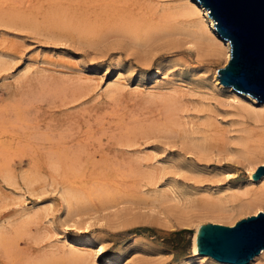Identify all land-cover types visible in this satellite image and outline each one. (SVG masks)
Instances as JSON below:
<instances>
[{
  "label": "rangeland",
  "instance_id": "obj_1",
  "mask_svg": "<svg viewBox=\"0 0 264 264\" xmlns=\"http://www.w3.org/2000/svg\"><path fill=\"white\" fill-rule=\"evenodd\" d=\"M171 1L145 0L158 6ZM64 11L54 0H0V138L8 135L3 143L11 137L18 142L7 165L12 179L4 178L6 171L0 168V228L7 236L0 242V264H42L46 258L57 259V264H107L102 257L65 261L70 249L65 237L80 241L85 232L105 246V255L114 262L188 264L197 222L232 225L253 211L220 217L184 199L241 184L248 172L241 166L243 173L226 181L221 178L229 169L226 160L188 152L181 137L151 126L162 106L148 97L152 91L178 94L181 105L193 96L192 107L210 104L200 117L211 113L228 127L239 120L251 125L229 104L227 92L212 85L213 70L225 62H212L205 69L196 53L185 46L172 50L161 41L158 52L172 51L156 54L151 65L143 64L129 39L110 32L91 44L84 34L73 31L72 16ZM114 83L123 88L108 92ZM129 138L133 145L127 144ZM129 162L135 165L138 195L153 198L174 190L183 202L125 200L98 212L87 224L86 211L80 212L77 225L66 219L70 217L63 198L66 177L81 169L84 176H91L94 168L104 177L109 170L127 169ZM27 215H35L34 222H28ZM66 220L68 229L63 226ZM138 226L150 229L134 231Z\"/></svg>",
  "mask_w": 264,
  "mask_h": 264
},
{
  "label": "bare ground",
  "instance_id": "obj_2",
  "mask_svg": "<svg viewBox=\"0 0 264 264\" xmlns=\"http://www.w3.org/2000/svg\"><path fill=\"white\" fill-rule=\"evenodd\" d=\"M54 2L58 4L61 10L70 12L73 31L80 35L84 34L91 44L98 41L103 34L119 33L123 38L129 39L135 44L137 55L134 54L143 64H150L156 54L162 55L172 51L173 48L179 49L183 46L190 52L196 53L195 57L200 60V64L205 69L212 62L223 60L226 63L228 61V40L219 35L208 12L198 0H172V3L162 6L149 5L145 0L144 2L143 0H54ZM56 28L58 31H62L59 25ZM161 41H164L163 43L166 45L168 44L167 48L172 50L166 48L167 50L158 52L157 50L162 47V45L159 46ZM127 49H130L128 45ZM215 72L216 68L213 70V87L217 91L224 92L225 90L229 104L237 109L242 118H249L251 125H246L245 121L239 120L238 125L236 122L234 127L231 125V127L225 126L220 123V119H217L219 117L211 115V113H205L204 116L202 114L204 118L200 117L199 113H203L205 108L208 109L210 102L207 105V103L199 100L200 103L192 107L190 104L194 102V97L189 96L188 101L186 100V103L180 105L181 97L178 94L160 92V95H155L159 92L153 93L151 90L152 92L149 91L151 95L147 100L153 103L159 102L162 106L158 118L151 126L163 129L169 136L181 137L188 152H196L202 157L212 156L213 158L216 156V159L226 160L224 165L229 169L221 172L223 174L221 178L224 177L226 181L235 180L236 177H239L243 173L240 169L241 166L248 172V178L241 184H229L218 190L216 189V191H208L192 198H185L184 201L187 200L189 204L201 207L206 212H211L213 215L220 217H228L233 215L234 212L244 213L249 210L257 213L259 210L264 209V174L254 178L251 176V172L258 165L264 164V101H257L255 97L234 88L232 85L221 83ZM160 80H157L158 86L165 88ZM121 88H123L122 85L114 83L110 85L108 92L120 91ZM204 93L207 94L205 91ZM182 108L186 113H181ZM192 108L196 111L191 112ZM17 111L18 114H21L19 113L20 109H17ZM4 121L3 123H5ZM20 123L22 124V122ZM6 136L3 135L0 138V168L3 172L6 171L3 174L4 178L9 177L10 180L13 176L11 177L7 173V165L11 158L10 155L16 152L14 149L17 148L18 142H14L17 140L11 137L6 142L7 144L3 143ZM128 137L131 136L128 135ZM128 141L127 144L129 145L135 143L131 142L133 141L131 138ZM53 151L56 152L57 150ZM51 153L53 154V152ZM57 158L58 156H56ZM50 161L53 165L56 164L55 157ZM129 163L130 167L127 169L118 172L109 170L104 177L99 175L96 168L89 174L91 176L87 174L89 179L83 175V169L78 170L73 176L66 177L63 198L66 203V214L70 216L66 219L73 220V225H77L83 215L80 212L86 211V216L83 219L87 224L97 217L98 212L114 208L125 200H140L144 203H153L157 200L162 202L166 199L182 201L184 197L182 198L181 195L176 194L174 190H172L174 194L161 192L153 198L138 195L133 177L136 173L135 165L132 166L131 162ZM59 165L61 166V164ZM53 168L55 169V166ZM97 173L98 176H96ZM129 176L131 180L128 182L125 178H129ZM90 179H93V181H90ZM34 217L35 215H27L26 220L34 222ZM67 220L63 225L65 229L69 226ZM185 221L189 222L188 220ZM22 225L24 226V222ZM198 225L197 222L192 238L193 258L189 260L188 264H237L218 260L205 253H197L195 233ZM17 237L18 233L14 238ZM6 238L5 231L0 228V242H5ZM64 240L67 241L70 248L63 256L67 262L81 263L83 260H87L88 257H102L107 264H128L126 259H118V262H114V258L105 255V246L94 241L87 232L84 233L80 241L68 240L66 237ZM40 262L42 264H57V259L46 258ZM254 263L264 264V248L247 263L242 264Z\"/></svg>",
  "mask_w": 264,
  "mask_h": 264
},
{
  "label": "water",
  "instance_id": "obj_3",
  "mask_svg": "<svg viewBox=\"0 0 264 264\" xmlns=\"http://www.w3.org/2000/svg\"><path fill=\"white\" fill-rule=\"evenodd\" d=\"M208 12L219 35L228 40L229 55L215 75L264 101V0H198ZM264 164L251 172L258 178ZM197 253L237 264L247 263L264 248V209L241 217L232 225L200 223L195 233Z\"/></svg>",
  "mask_w": 264,
  "mask_h": 264
},
{
  "label": "trees",
  "instance_id": "obj_4",
  "mask_svg": "<svg viewBox=\"0 0 264 264\" xmlns=\"http://www.w3.org/2000/svg\"><path fill=\"white\" fill-rule=\"evenodd\" d=\"M149 229H150V227L138 226V227L134 228L133 230L139 232V231H142V230H149Z\"/></svg>",
  "mask_w": 264,
  "mask_h": 264
}]
</instances>
